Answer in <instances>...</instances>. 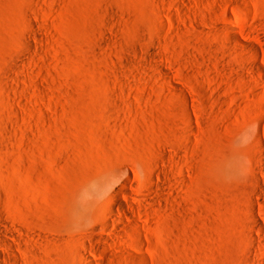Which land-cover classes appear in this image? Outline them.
I'll return each instance as SVG.
<instances>
[{
  "label": "rangeland",
  "instance_id": "obj_1",
  "mask_svg": "<svg viewBox=\"0 0 264 264\" xmlns=\"http://www.w3.org/2000/svg\"><path fill=\"white\" fill-rule=\"evenodd\" d=\"M0 220V264H264V0H0Z\"/></svg>",
  "mask_w": 264,
  "mask_h": 264
},
{
  "label": "bare ground",
  "instance_id": "obj_2",
  "mask_svg": "<svg viewBox=\"0 0 264 264\" xmlns=\"http://www.w3.org/2000/svg\"><path fill=\"white\" fill-rule=\"evenodd\" d=\"M107 187V186H106ZM116 187V186H115ZM115 187H114V184L113 183H111V185L109 186V188H108V191L111 189V190H114L115 189ZM116 190V189H115ZM116 199V198H115ZM115 203L117 204V206L119 207L118 209L119 210H122V209H125V205L119 200V199H117V201L115 200ZM109 211V210H108ZM111 211V210H110ZM112 212V211H111ZM114 213V212H113ZM110 215H112V213H110ZM109 215V216H110ZM127 215V214H126ZM113 216V215H112ZM114 217H116L115 215H114ZM0 222H2L1 220H0ZM4 222V221H3ZM1 224H3V223H1ZM5 224V223H4ZM3 226V225H2ZM7 229V228H6ZM5 229V231L7 232L8 230H6ZM9 229V228H8ZM10 232V231H9ZM2 234V233H1ZM3 235H5V234H3ZM7 236H11L10 234H6ZM2 241V242H1ZM0 242H1V244L3 245V244H5L6 242L5 241H3V240H0ZM4 242V243H3ZM6 245V244H5ZM4 245V246H5ZM1 248H2V246H1ZM1 254H0V258H1ZM0 261H1V259H0Z\"/></svg>",
  "mask_w": 264,
  "mask_h": 264
}]
</instances>
